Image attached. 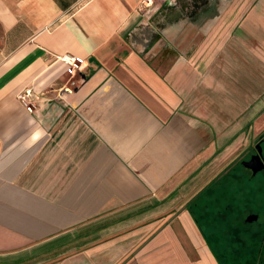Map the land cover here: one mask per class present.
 Wrapping results in <instances>:
<instances>
[{"label":"crops","instance_id":"1","mask_svg":"<svg viewBox=\"0 0 264 264\" xmlns=\"http://www.w3.org/2000/svg\"><path fill=\"white\" fill-rule=\"evenodd\" d=\"M263 131L264 0H0V264H258L216 199Z\"/></svg>","mask_w":264,"mask_h":264},{"label":"flooded vegetation","instance_id":"2","mask_svg":"<svg viewBox=\"0 0 264 264\" xmlns=\"http://www.w3.org/2000/svg\"><path fill=\"white\" fill-rule=\"evenodd\" d=\"M216 199L220 215L236 217L223 235L226 250L258 254L264 264V131L226 166Z\"/></svg>","mask_w":264,"mask_h":264},{"label":"built area","instance_id":"3","mask_svg":"<svg viewBox=\"0 0 264 264\" xmlns=\"http://www.w3.org/2000/svg\"><path fill=\"white\" fill-rule=\"evenodd\" d=\"M149 2H150V0H146V6H148V7H149ZM60 59L70 67L69 71H71L73 68H76L77 67L76 65H80L81 64V60H79V59H77L75 57H63V58H60ZM29 94H30V91H26L23 94L19 95V99L23 103V105L26 107V110L28 112H33L34 111V106L31 105L27 101V97L29 96Z\"/></svg>","mask_w":264,"mask_h":264},{"label":"rangeland","instance_id":"4","mask_svg":"<svg viewBox=\"0 0 264 264\" xmlns=\"http://www.w3.org/2000/svg\"><path fill=\"white\" fill-rule=\"evenodd\" d=\"M157 2H154V4H156ZM218 255L220 256V258L222 259V255L221 253L218 252Z\"/></svg>","mask_w":264,"mask_h":264}]
</instances>
